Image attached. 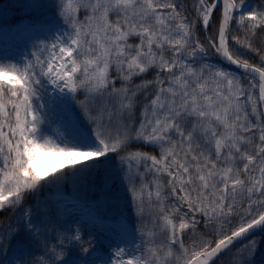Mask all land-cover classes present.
Wrapping results in <instances>:
<instances>
[{
	"label": "snow or ice",
	"instance_id": "snow-or-ice-1",
	"mask_svg": "<svg viewBox=\"0 0 264 264\" xmlns=\"http://www.w3.org/2000/svg\"><path fill=\"white\" fill-rule=\"evenodd\" d=\"M0 264H264V0H0Z\"/></svg>",
	"mask_w": 264,
	"mask_h": 264
}]
</instances>
